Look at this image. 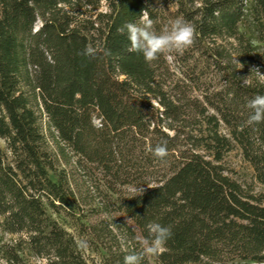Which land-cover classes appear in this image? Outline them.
<instances>
[{
  "label": "trees",
  "instance_id": "16d2710c",
  "mask_svg": "<svg viewBox=\"0 0 264 264\" xmlns=\"http://www.w3.org/2000/svg\"><path fill=\"white\" fill-rule=\"evenodd\" d=\"M0 141L4 264H264V0H0Z\"/></svg>",
  "mask_w": 264,
  "mask_h": 264
},
{
  "label": "rangeland",
  "instance_id": "374dc122",
  "mask_svg": "<svg viewBox=\"0 0 264 264\" xmlns=\"http://www.w3.org/2000/svg\"><path fill=\"white\" fill-rule=\"evenodd\" d=\"M168 61L171 63L170 60ZM258 64L260 65V63ZM170 69H172L171 71L175 74V77H180L179 72L172 64L170 65ZM257 69H259V67H257ZM0 149L2 151L5 149V145L2 141H0ZM223 166L235 181L241 184L251 182L252 172L249 167L243 163L238 150H234L224 157ZM96 208L101 211V213L99 212L98 217H94V209ZM112 208L113 207L110 204H89V206L85 208V212H87L88 216L86 218V223L92 224L97 220H100L108 225L112 229L118 244H120L121 250L126 254L125 258L128 264H140L143 261L147 264H155L153 256L155 253H159L161 251L160 246L156 243L147 244L143 241L139 232L129 222V220L122 214L114 212ZM90 212H92V214H90ZM58 222L69 234L72 236L76 235L71 228L72 225L67 220L59 219ZM126 228H129V230L133 233V237L129 236L125 232ZM8 239L9 238L4 237L1 243L6 242ZM106 246L109 247V244ZM83 254L87 264L101 263L99 252L94 253L85 249ZM0 264L4 263L0 260Z\"/></svg>",
  "mask_w": 264,
  "mask_h": 264
}]
</instances>
